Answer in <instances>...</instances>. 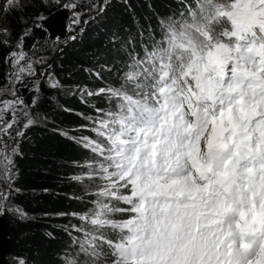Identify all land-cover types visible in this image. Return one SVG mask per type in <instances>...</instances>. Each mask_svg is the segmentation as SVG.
Instances as JSON below:
<instances>
[{
  "label": "snow or ice",
  "instance_id": "1",
  "mask_svg": "<svg viewBox=\"0 0 264 264\" xmlns=\"http://www.w3.org/2000/svg\"><path fill=\"white\" fill-rule=\"evenodd\" d=\"M108 2L93 0L80 10L63 3L71 15L68 27L81 23L83 11L90 10L93 20L101 16ZM181 3L185 13L159 21L160 37L149 33L143 56L130 54L119 87L85 92L114 106L96 109L97 138L80 141L95 162L84 176L72 177L90 182L86 192L93 184L97 189L93 209L79 216L76 231L85 239L73 241L87 257L82 264H264V0ZM2 4L5 15L26 7L18 0ZM31 34L23 31L3 60L9 66L0 86L5 146L36 124L16 87L36 76L34 65L46 63L23 49ZM49 80L51 88L59 87L51 75ZM17 155L18 148L11 156L0 150L5 182L14 179ZM5 197L0 190V214ZM8 211L25 218L18 208ZM117 213L120 219L113 218ZM65 264L81 262L69 258Z\"/></svg>",
  "mask_w": 264,
  "mask_h": 264
},
{
  "label": "trees",
  "instance_id": "2",
  "mask_svg": "<svg viewBox=\"0 0 264 264\" xmlns=\"http://www.w3.org/2000/svg\"><path fill=\"white\" fill-rule=\"evenodd\" d=\"M186 2L195 7V0ZM106 7L97 25H89L82 40L75 39L53 61L65 92L42 87L41 97L32 108L39 121L20 141L22 155L14 159L11 190V202L25 218L19 213L6 214L12 243L8 259L65 264L66 259L84 257L79 243L73 241L85 239L84 232L76 229L82 224L79 216L94 207L93 193L86 192L81 182H74L72 177L85 175L89 154L81 137L94 139L93 121L101 116L96 109L106 111L108 105L106 97H89L85 92L119 87L131 62L130 54L143 56V48L150 47V32L159 39V21L179 19L185 13L181 0H112ZM53 11L52 6L30 0L22 17L18 13L7 16L11 40L5 46L0 39V86L7 83L9 66L3 62L5 55L14 50V43L28 29H32V34L25 38L24 48L29 50L44 40L46 31L33 23L38 15L48 16ZM87 182L85 179L82 183L87 186ZM118 206L124 207L122 203ZM113 218L121 217L117 213ZM85 230L90 231L91 227Z\"/></svg>",
  "mask_w": 264,
  "mask_h": 264
},
{
  "label": "rangeland",
  "instance_id": "3",
  "mask_svg": "<svg viewBox=\"0 0 264 264\" xmlns=\"http://www.w3.org/2000/svg\"><path fill=\"white\" fill-rule=\"evenodd\" d=\"M39 1L41 3H43L42 0H39ZM111 1L112 0H109L108 3H110ZM18 2L21 6H25V5H28L30 3V0H18ZM63 3H77V5H78L77 10H80L86 6L88 8H90L91 4L93 3V0H61L60 6H57L54 4L51 5L54 8V11L48 16H43L44 19L42 21H38L36 19L33 23V26H35L36 23L42 24L41 29L46 31V35H47L46 38L44 40L36 42L35 43L36 47L35 48L32 47L29 50L24 48V44H23V49L26 52H29V54L32 55V58L34 60L39 58V57H43L44 60L46 61L45 64L34 65L37 68L36 76L26 77L25 80L21 84H18L16 86L17 87V95L23 97L26 104L29 106V111L31 112L32 117L36 120V123H38L39 118L32 113V108L41 97V88L42 87L51 88L49 86L50 82H51L49 80V75H51L53 80L58 81V83H59V87L55 88L54 90H59L61 92H65V90L63 89V86L60 84L59 78L57 77V74L55 73V70L53 68V61L55 59H57L63 53V50L67 46H69V44L73 43L75 39L82 40V38L84 37V34L86 32V28L91 24L97 25L96 21H98L104 14L103 13L101 16H96L95 19L93 20V19H91V17L94 14L90 10L89 11H83L82 15L80 17L81 23L79 25H72V27L69 28L68 25H69V22L71 20V15H70V11L68 9H65L62 7ZM99 3L103 4V0H99ZM2 7H3L2 0H0V8H2ZM23 9H24V7H21L19 10L11 11L7 15H5V13L2 10H0V39L2 41L8 40L10 42V40H11L10 39L11 36L3 32L4 29H8L7 16L18 13L22 17L23 16ZM62 17L64 19V24H65V28H66V36L64 39H59V38L51 39L50 33H49L48 23L50 20H58ZM85 20H88V23L85 24L84 23ZM23 21L26 22L28 20L23 19ZM9 32H10V30H9ZM73 36H75V39H72ZM19 41L14 43V50H16V45L19 43ZM49 65H50V67H49ZM41 73H43V75H41ZM37 82H38L39 90H36ZM51 89H53V88H51ZM73 91H74V88L69 90L70 93H72ZM33 100H36V103L34 105L32 104ZM113 106H114V102L108 100V105H107L106 111L110 107H113ZM28 130L29 129H27L26 132ZM96 138L97 137L94 136V139H96ZM21 139L22 138H16L15 140L9 139L6 146L2 142H0V150H4L6 155L11 156L12 150L14 148L19 149ZM88 154H89V157H88L89 164L94 163L95 158L93 157L92 153L90 151H88ZM15 157H14V159H15ZM13 172H14V179H15V163H14ZM14 179H12L10 182H5L3 179H0V190H3L6 193L5 207L3 209L2 214H0V216L4 215L6 217V214H8V213L12 214L13 212L8 211L9 207L16 208L11 202V195H12L11 190L13 188ZM89 183L90 182H87V185ZM81 184L84 186L83 188L86 189L85 183H81ZM87 190H89L88 193L89 192L95 193V191L97 189L95 187V184H93L91 187L87 188ZM111 203L115 204L114 201H112ZM86 259H87V257L84 256L82 259H80L78 261L81 262V264H82V262ZM20 261H21V259H8L7 263L8 264H20ZM23 261H24V264H31V263H27L25 260H23Z\"/></svg>",
  "mask_w": 264,
  "mask_h": 264
},
{
  "label": "water",
  "instance_id": "4",
  "mask_svg": "<svg viewBox=\"0 0 264 264\" xmlns=\"http://www.w3.org/2000/svg\"><path fill=\"white\" fill-rule=\"evenodd\" d=\"M50 38L64 39L66 28L63 17L58 20H50L48 23ZM12 243L9 237V229L5 216H0V264H8L7 259L10 254Z\"/></svg>",
  "mask_w": 264,
  "mask_h": 264
}]
</instances>
